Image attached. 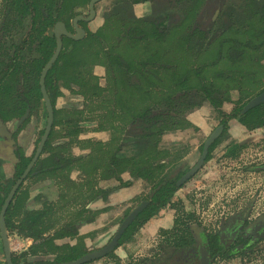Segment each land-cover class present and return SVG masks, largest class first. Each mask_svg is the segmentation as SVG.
<instances>
[{
	"label": "flooded vegetation",
	"instance_id": "af4514ba",
	"mask_svg": "<svg viewBox=\"0 0 264 264\" xmlns=\"http://www.w3.org/2000/svg\"><path fill=\"white\" fill-rule=\"evenodd\" d=\"M92 1L93 0H82L81 4L73 8L71 5L72 3L63 5L65 1L60 0V11L57 14L54 10V22L48 29L44 30L41 26L42 20L40 14L44 13L47 7L51 5L56 6L57 0H0V201H2L0 208V264H8L7 249L2 235L1 222H3L5 226L10 260L13 264H15L13 258H19L34 243L33 238L19 235L17 231L8 230L6 214L9 208L16 204V202H18V216L14 219L16 223H19L21 218L30 212L53 206V215L51 217L53 227L46 235H52L67 223H73L79 236H88L86 239H92L93 237L95 238L96 234L93 229H89L85 233H82L81 229L91 223L94 224L98 222L103 214L96 218L97 210L120 203V201H113L115 195L119 193L116 192L118 189L116 188L118 187L116 183L119 185L122 184L127 188L128 186L125 185V183L130 184L131 180L138 179L133 177L129 172L122 174L120 179H106L103 176L101 168H99L100 161L95 159L90 160L91 155L97 152L98 146L95 144L105 143L111 139L112 129L110 127L112 124L109 127L111 135L109 134V139L107 141L94 140L89 136H84L83 129L88 127V125H92L95 131L100 133L99 135L108 131L101 126L99 127V124L95 125L94 123L96 121H102V119H100L103 115L102 113H107V111L114 109L115 102L113 100L106 109L105 104L103 102L101 103L100 98H96L94 103H92L91 100L82 95H76L73 94L71 90L62 89L63 94L53 99L48 92L46 85L47 74L67 46V39L74 41L85 40L90 33H97L101 29L106 30L109 21L112 26L116 28H113L116 34L114 42L116 44V41H119L125 36L124 31L131 24L136 26H147L149 28L151 20L157 19V21H161L167 27V41L164 42L163 49L165 56L168 54H175L180 58L178 51L182 50L180 47L181 45L177 43L179 41L178 34H184L185 40H189L188 35L194 33L187 43L185 41V43L182 44V46L186 47L185 51H182L183 56L193 47L199 49L197 53L201 54V43L203 45L204 42L207 44V42L209 43V41H211L210 45L213 46V49L206 52L204 56L208 58L211 56L212 58L215 52H223L222 42L226 45L231 59H227V63L224 62V64L220 63L219 65L221 68L225 67V69L233 72V76L231 80L224 82V86L229 89L228 92L225 91V93H228L225 97H229L228 100L230 101H224L230 105L229 112L226 113L223 111L224 113L231 114L235 109H241V113L248 112L249 110L244 111L248 103L264 92L263 89L257 94L242 97L240 91L236 90L239 94L238 99L235 102H231L233 101L232 94L235 87L245 86L246 82L247 84L250 83L251 87L253 85L260 86L262 84V77L259 78V76L264 69L259 66L262 64V60H264V48H260V42L264 39V35L260 36L264 28V10L260 13V4L258 5V9H256V0H237L238 2L241 1V3L236 5L232 4L234 2L233 0H144L137 3L135 0H115L111 12L108 13L101 23H96L97 25H95V21L99 14L98 7L106 0H100L94 4V15L91 13ZM145 4L151 7L160 5L158 8H154V10L151 9L155 12L159 10L165 11L163 13H156L155 16L151 17L149 15L137 17L133 13L125 18V14H127L131 8L143 6ZM125 6H128L129 10H126ZM165 6L170 9H164ZM125 10L127 13L124 14ZM35 16L36 18H34ZM55 18H57L56 21ZM129 18H131L132 21H122V19L129 20ZM58 24H63L66 31L61 28L57 29ZM179 25L181 27H179ZM78 30L81 31L78 32ZM42 31H46L45 33L55 39L56 44L51 58L57 50L58 34L62 41V48L58 58L48 69L43 83L53 109V120L49 130L50 117L48 106L42 93V75L51 58L44 65L40 74H38L40 66L38 60L41 57L40 41ZM64 32L77 35L79 39L75 40ZM200 33H204V37H202ZM175 37H177V39ZM168 39L172 40V45L166 50L167 47L165 43L168 42ZM204 39H208L209 41ZM121 44L125 49L127 43ZM175 44L179 45L180 48L178 47L177 49ZM249 45H251V47ZM122 46H120L119 49L124 51L121 49ZM129 49L134 53H142V51L146 50V47L142 45H130ZM206 62L207 61H204L186 67L198 69L205 65ZM211 62L214 61L210 59L207 63ZM95 66L105 68V79L108 86H102L100 84L98 75L94 73ZM179 66L181 69L185 67H182L180 64ZM90 67H92V72L97 78L98 85L103 89H111L107 78V67L98 63ZM60 85L64 88L62 84ZM34 87L40 88L41 97L33 92ZM105 93L110 95L109 90ZM68 96L81 100V103H66L65 105H60L59 99ZM207 105L212 107L208 102H203L201 107ZM99 106L103 107V111H98V109H96ZM199 108L186 115V119L189 123L191 122L189 116ZM216 112L222 119L220 124L209 134L207 139L218 127L223 125L224 130L217 139L220 140L227 130L226 128L229 121L239 120L238 117H234L223 124L222 121L224 116L218 111ZM115 123H117V121ZM167 133L168 132L164 135ZM45 135H47V137L44 140ZM164 135L161 137L159 144V148L162 151L164 150L161 146V141ZM204 143L201 145L199 159L203 154ZM231 148H233V146L229 147L228 150ZM131 154H133V152ZM51 155H57L72 160V163L58 171L43 169L41 161ZM80 158H83V160L78 163L76 160ZM207 158L204 165L210 161V159L207 160ZM171 159L172 162L176 160L173 158ZM166 164L168 166L169 163ZM195 164L185 171H182L180 168L179 170L184 172V176ZM89 167H94L96 173L92 171L93 168L88 169ZM167 169L168 167L166 168L168 172ZM91 171L92 176H96V179L93 177V179H86L85 183H87V185H89L91 181L94 182L92 187V191L94 192L91 193L88 202L83 206L79 205L77 209H75L76 207H71L68 211L66 220L60 222L61 219H58V212L60 213L62 209H68L69 204L73 205L74 200H72V198L68 200V198L74 197L75 200L77 199V196L72 192V188L76 185L74 182L84 181L83 179L76 180L77 177L75 178L73 173L76 172L79 175H85L87 172L88 175H90ZM64 173H66V176H64ZM126 176H128V178H126ZM140 180L144 181L142 179ZM105 182L112 183V186H104L103 183ZM187 182L180 186L179 189L184 187ZM99 190H109L107 199H104V194H101ZM151 192L152 184H150L149 193L151 194ZM149 195L139 201L133 209L126 213L108 243L100 248H96L97 246L93 245L92 241H86L84 239L86 245L91 247L93 249L92 251L107 246L128 215L142 203H147L135 220L126 228V232L139 218L140 214L150 206L152 200L149 199ZM100 201L103 207H99L98 203ZM253 204L254 202L249 206L237 209L231 214L232 216L229 219L225 217L227 221L217 226L204 225L201 220V218H204L203 212H201L202 214L197 210L192 212L193 218L187 219L184 224L179 225V228L183 230L189 229L192 237L195 238L194 241L196 240L198 242H196L195 249H189L186 255L179 251H175L174 245L169 239L170 234L167 236L163 234V236H160V242H154L156 244L154 248H158L156 252L147 257L139 255L126 258V261L122 259L119 264H182V262H186V264H201L202 251L207 253L209 264H224L225 262V264H235V261L242 263L243 261L258 258L264 252V211L258 213L256 215L257 217H251L254 216L253 213H251ZM163 209L165 208L161 210ZM82 210H86V212L79 215V212ZM187 214V216H189L190 213ZM216 214L228 215V211L218 212ZM151 219L153 218H150V220ZM150 220L145 222L142 227ZM190 220H195L196 222L192 223ZM58 221L60 223H58ZM174 228L175 227L169 230L165 229L163 232L169 233ZM138 229L137 227V230ZM179 235L182 236L181 233H179ZM199 235L203 238L202 243L198 240ZM135 236L136 234L134 233L131 241L120 245L121 238L119 245L110 254L114 255L121 246L132 243ZM65 241L74 244L78 242V238H68L65 239ZM108 255L86 264H92L101 259L113 257ZM41 260L53 262L54 257L52 255L34 256L29 257L27 261L21 258L20 264H25V261L27 264H34V262Z\"/></svg>",
	"mask_w": 264,
	"mask_h": 264
},
{
	"label": "trees",
	"instance_id": "16d2710c",
	"mask_svg": "<svg viewBox=\"0 0 264 264\" xmlns=\"http://www.w3.org/2000/svg\"><path fill=\"white\" fill-rule=\"evenodd\" d=\"M59 1L57 0L56 6H49L44 13L40 14L41 26L44 30L54 22V10L57 14L60 11ZM64 1L63 5L72 3L73 8L82 2V0ZM135 1L137 3L144 0ZM259 4L261 13L264 10V0H256V9ZM107 27L106 30L101 29L97 33H90L82 41L67 39V46L47 74L46 85L53 99L63 94L62 89H68L73 94L82 95L91 100L92 103L96 98H100L106 109L112 100L115 102L114 109L102 113L100 118L112 124L110 127L112 137L108 142L95 144L98 146L97 152L91 155L90 160L100 161L99 168L106 179H120L122 174L129 172L133 177L152 184V192L149 195V199L152 200L150 206L124 233L120 241L121 245L131 241L137 227L154 217L162 208L176 209L179 206L172 199L179 190L177 182L184 172L179 169L174 173L171 172L173 169L166 171L169 156L159 148L161 137L166 132L188 128L190 123L186 115L201 107L203 102H208L224 116L223 124L230 118L238 117L239 121L251 130L264 128V103L246 113H241V109H235L231 114H226L221 110L223 102L228 100L225 97L228 93L225 91L228 92L229 89L224 86V82L231 80L233 76V72L219 65L231 59L223 42V52L214 53L212 58L214 62L207 63V61L198 69L186 66L181 69L177 62V55L165 56L163 53L168 32L166 25L161 21L151 20L149 28L131 24L124 31L125 36L116 41V44L114 43L116 37L114 26L108 21ZM45 32H41L38 74L51 58L56 44L54 37ZM261 32L260 36L264 35V28ZM193 34L188 35L189 40ZM200 35L204 37L205 34L200 33ZM189 40H186V43ZM210 42L207 43L210 45ZM121 43H127L125 49ZM130 45H142L146 48L153 47V49L150 53L147 50L134 53L129 49ZM120 46L124 51L119 49ZM175 47L178 48L179 45L175 44ZM260 48H264V39L260 42ZM96 63L107 67V78L111 89H103L98 85L97 78L90 67ZM108 90L110 95L105 93ZM33 92L41 97L39 87H34ZM220 142V140L214 142L207 160L211 158V152ZM125 146L131 147L133 154L123 155L122 151ZM239 147L238 145L233 146L228 150V154L235 153ZM82 160L83 158H80L76 161L79 163ZM41 163L43 169L58 171L70 165L72 160L51 155L43 159ZM128 184L125 183V185ZM99 192L104 194V199H107L109 190H99ZM1 205L2 201H0V208ZM17 205L18 202L12 205L6 214L8 230L33 238L34 243L19 258H13L15 264H20L21 258L27 261L29 257L49 255L54 257L53 262L41 260L34 264L71 262L93 250L84 242L88 236H79L73 223H67L52 235H46L53 227L51 218L53 206L30 212L21 218L19 223H16L14 219L18 216ZM84 212L86 210L79 212V215ZM185 213L183 210L182 216ZM180 224L184 222L176 218L175 228L163 234L165 236L170 234L169 239L175 251L186 255L189 249H195L197 241H194L195 238L192 237L189 229L179 228ZM76 237L78 238L77 243L72 244L65 241V239ZM108 256H113V254ZM26 261L25 264H27Z\"/></svg>",
	"mask_w": 264,
	"mask_h": 264
},
{
	"label": "rangeland",
	"instance_id": "374dc122",
	"mask_svg": "<svg viewBox=\"0 0 264 264\" xmlns=\"http://www.w3.org/2000/svg\"><path fill=\"white\" fill-rule=\"evenodd\" d=\"M233 1V5L241 3V1ZM114 3L115 0H106L99 5V14L95 21V25H97L96 23H101L102 20L106 18L108 13L111 12ZM159 6L160 5H157V7H151L150 5L145 4L143 6L133 7L130 10L128 6H125V9L129 10L128 13L126 10L124 11V14L127 13L125 14V18L133 13L137 17H144L145 15H149L150 17L155 16L156 13H163L165 11H153L154 8H158ZM164 9L170 8L165 6ZM124 20L132 21L131 18H129V20L122 19V21ZM179 27L181 26L179 25ZM178 37L179 41L177 43L184 44L186 41L185 35L178 34ZM175 38L177 39V37ZM165 44L167 47L166 50L169 49L172 40H168ZM180 47L184 52L186 47ZM152 49L153 47L146 48L149 52H151ZM210 49H213V46L204 42L203 45L201 43V54L197 53L199 49L196 47H193L188 53L184 54V56L182 51H178L180 58L177 57V62L184 67L209 61L213 57L211 58L210 56L208 58L204 55H206V52ZM262 61L263 62L259 67L264 69V60ZM104 69L105 68L103 67L95 66L94 73L98 75L102 86H108L105 79L106 76ZM260 77H262V84L260 86L253 85L251 87V84H247L246 82L245 86L238 88L235 87L234 90L232 89L234 92L232 94L233 101L231 102H235L238 99L239 94L237 91H240L242 97H248L262 91L264 89V70L260 73L259 78ZM226 102L230 101L227 100ZM226 102H224L221 109L228 113L230 105ZM59 103L60 105H65L66 103L79 104L81 103V100L68 96L60 98ZM208 106L209 105L199 108L189 116L191 122L186 130L171 131L164 135L161 141V146L163 150L168 153L169 157L166 163L169 164L167 170L173 169L171 171L172 173L179 168L182 171H185L196 163L201 154V145H203L209 134L220 124L222 119L221 116L218 115L213 107ZM96 109H98V111H103L102 106H99ZM94 124H99V127L101 126L108 131L99 135L100 133L96 132L92 125H88V127L83 129L84 136H89L94 140L107 141L109 139V134L111 133L109 128L111 123L96 121ZM226 129V132L220 138L221 142L216 146L213 152H211L210 161L207 162L204 167L184 185V187L175 193L172 200L174 203H178L179 206L176 209L166 207L152 217L153 219L145 224L144 227H142L143 224L139 226L138 228L141 229H138L135 232L136 236L133 241V246L123 245L117 250V254L115 253L112 258H104L92 264H119L122 259H125L126 261V258L129 257L139 255L147 257L151 255L158 249L154 248L156 246L155 243L160 242V236H163V230H169L175 227L176 218H180V222H185L187 217L188 219H192L193 215L191 213L196 210L200 213L203 212L204 218H201V220L204 225L210 226H217L224 223L227 221L225 220V217H228L229 219L232 216L231 214L237 209L249 206L253 202L254 204L251 213H253L254 216L251 217H257L256 215L258 213L264 211V128L251 130L239 120H231ZM230 145H238L240 147L235 153L228 154V148L231 147ZM123 148V155H129L133 152L131 147L125 146ZM171 158L176 160L172 162ZM91 168H93L92 171H94V167H89L88 169ZM92 171L90 175L86 172V176L79 175L76 172L73 173V176L75 178L77 177L76 180L83 179L84 183L80 181L74 182L76 185L72 188V192L77 196V199L75 200L74 197L68 198V200L71 198L74 200L73 205L69 204L68 209H62L60 213L58 212L59 217H57L58 219H61L60 222L66 220L68 211L71 207H76L75 209H77L79 205L83 206L88 202L91 193L94 192L92 191L94 182L91 181L89 185L85 182L86 179L93 177ZM64 176H66V173H64ZM93 178L96 179V176ZM126 178H128V176H126ZM111 184L112 183L108 182L103 183L106 187ZM116 185H118V187H116L118 188L116 192L119 193L118 195H115L113 201H120V203L111 205L108 208L97 210L96 218L103 214L98 222H95L94 224L91 223L81 229L82 233H85L89 229L94 230L96 233L95 238H87L85 240L92 241L93 245L97 246L96 248H100L108 243L126 213L133 209L139 201L143 200L150 194V184L146 181H141L140 179L131 180V183L127 185V188L122 184L119 185L116 183ZM98 205L99 207H103L101 206L103 205L101 201ZM183 210L186 212L184 216H182ZM223 211H228V215L216 214ZM187 213H190L189 216H187ZM190 221H192V223L196 222L195 220ZM60 222L58 221V223ZM235 264H264V252L258 258L243 261L242 263L235 261Z\"/></svg>",
	"mask_w": 264,
	"mask_h": 264
},
{
	"label": "water",
	"instance_id": "95a60500",
	"mask_svg": "<svg viewBox=\"0 0 264 264\" xmlns=\"http://www.w3.org/2000/svg\"><path fill=\"white\" fill-rule=\"evenodd\" d=\"M100 0H93L91 3V13L92 15L95 14V11L93 9V6L96 2H98ZM63 29L64 31L65 28L63 26V24H58L57 29ZM81 30H78V32H80ZM65 34H67L69 37L77 40L79 39L77 35H72L68 32H64ZM62 48V41L59 38V34H58V45H57V50L56 53L54 54V56L51 58V60L49 61L48 65L46 66V68L43 71V75H42V93L44 95L46 104L48 106V110H49V127L48 130L52 124V120H53V109L50 103V100L47 96V92L46 89L44 87V79L45 76L48 72V69L56 62L58 55L61 51ZM264 103V92L261 93L259 96L255 97L254 99H252L248 105L245 107L244 111H248L258 105H261ZM224 130V126L221 125L220 127H218L213 133L212 135H210V137L206 140V142L204 143V147H203V154L201 156V158L197 161V163L195 164V166L190 169L189 172H187L177 183V186L180 187L182 186L185 182H187L190 178H192L194 175H196L198 173V171L202 168V166L204 165L206 158L209 154V150L212 146V144L220 137V135L222 134ZM47 137V135H45V138ZM147 203H142L140 206H138L136 209H134L129 215L128 217L125 219V221L123 222V224L120 226V228L118 229V231L116 232V234L114 235L113 239L110 241V243L98 250H94L92 252H90L89 254L84 255L82 258L76 260V261H71V262H65V263H59V264H86L88 262L97 260L99 258L105 257L108 254H110L112 251L115 250V248L119 245V241L122 238V235L124 234L126 228H128V226L135 220V218L137 217V215L139 214V212L142 211V209L146 206ZM1 230H2V235H3V239L5 241V245H6V249H7V260H8V264H13L10 260V253H9V245H8V239L6 236V230H5V226L4 223L1 222ZM200 234V233H199ZM198 240L201 241V243L203 242V238L201 235H199ZM209 259L207 257V253L205 251H202V258H201V264H209Z\"/></svg>",
	"mask_w": 264,
	"mask_h": 264
},
{
	"label": "crops",
	"instance_id": "0c3cea01",
	"mask_svg": "<svg viewBox=\"0 0 264 264\" xmlns=\"http://www.w3.org/2000/svg\"><path fill=\"white\" fill-rule=\"evenodd\" d=\"M127 246H133V242H132V243H129V244H127Z\"/></svg>",
	"mask_w": 264,
	"mask_h": 264
}]
</instances>
